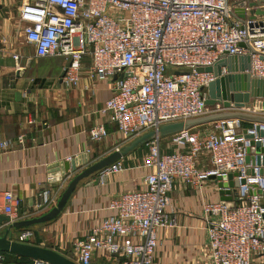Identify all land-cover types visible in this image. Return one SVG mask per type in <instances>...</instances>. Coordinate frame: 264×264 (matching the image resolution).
<instances>
[{
	"label": "built area",
	"instance_id": "built-area-1",
	"mask_svg": "<svg viewBox=\"0 0 264 264\" xmlns=\"http://www.w3.org/2000/svg\"><path fill=\"white\" fill-rule=\"evenodd\" d=\"M258 1L22 0L19 12L27 23L24 40L36 57L67 61L64 88L75 87L82 72L91 82L111 81L112 94L101 112L127 142L162 125L206 116L205 89L215 78L196 69L212 67L223 56H248L247 73L264 80V0ZM257 101L239 112L264 117V99ZM241 124L230 119L203 132L185 129L170 136L172 153H161L160 138L147 141L143 188L109 200L106 216L76 243L77 264H91L95 257L154 264L158 232L175 227L169 193L176 185L201 189L210 180L231 197L203 205L210 264H264V176L245 162L247 141L236 137ZM107 135L102 125L88 131L92 142ZM202 159L208 167H199ZM123 170L118 161L100 171L99 181ZM59 183L57 192H41L40 209L56 204ZM18 206L11 191L0 190V213L11 218ZM29 237V232L21 235L22 241Z\"/></svg>",
	"mask_w": 264,
	"mask_h": 264
},
{
	"label": "crops",
	"instance_id": "crops-1",
	"mask_svg": "<svg viewBox=\"0 0 264 264\" xmlns=\"http://www.w3.org/2000/svg\"><path fill=\"white\" fill-rule=\"evenodd\" d=\"M6 5V0H0V145H5L0 147V190L11 191L19 199V206L9 218L10 222H17L37 218L52 208H39L40 194L59 189V181H48L51 176L62 181V191L58 192L61 195L74 177L64 171V162L72 160L82 170L132 140L126 142L109 115L101 112L112 94L111 81L91 82L82 72L75 87L64 88L61 79L67 61L56 56L36 57L32 45L21 40L27 23L20 19V7L11 12ZM13 55L19 57L17 62ZM86 66L87 62H83ZM235 113L240 112L232 107L220 115ZM211 116L215 115L186 121L187 130H210L211 122L204 120ZM241 121V129L251 127ZM99 125L105 127L108 135L100 142H92L88 131ZM159 145L161 153L176 150L170 137L160 138ZM142 150L148 151L146 144L121 158L124 170L108 175L103 182L99 181L100 172L81 181L55 220L11 230L8 239L22 243L21 235L29 232L28 244L53 250L77 263L76 243L106 216L104 208L109 200L143 188L142 179L149 170L142 167L147 154ZM208 166L206 160L199 162L200 168ZM169 198L168 212L175 219V227L158 232L154 264H210L205 224L208 217L203 205L220 201L215 182L210 180L201 189L176 185ZM1 216L7 217L0 213ZM7 226L0 222V236ZM5 254H0V264L33 263ZM91 264L119 263L95 257Z\"/></svg>",
	"mask_w": 264,
	"mask_h": 264
},
{
	"label": "water",
	"instance_id": "water-1",
	"mask_svg": "<svg viewBox=\"0 0 264 264\" xmlns=\"http://www.w3.org/2000/svg\"><path fill=\"white\" fill-rule=\"evenodd\" d=\"M260 0L257 5H259ZM249 6H254L249 3ZM240 17H244L242 11L238 12ZM222 69H225L226 74H222ZM250 69V58L223 56L216 64L208 68H197L196 72L212 73L215 80L211 82L205 89L207 106L216 104L222 105L224 108L233 106L236 109L250 105L251 99H264V80L254 79L247 73ZM63 76V74H62ZM116 77H114V80ZM121 79V76L118 77ZM230 119L244 120L251 124L248 129H241L240 134L236 137L247 141L245 149V162L252 167L258 169V174L264 176V129L261 125L264 124V117L248 116L243 113L222 114L211 116L204 122L224 121ZM186 122H177L162 125L158 131L145 133L133 139L127 146L118 148L107 156L97 160L93 164L78 170L74 161L64 162L63 169L65 172H71L74 177L68 182L67 186L59 196L56 204L43 215L30 220L10 222L7 217H0V222H5L8 226L3 235L0 236V251L10 253L20 258L30 259L33 261L39 260L48 264H77L59 253L38 246H33L27 243V240L19 243L8 239L11 230H19L30 226L45 224L55 220L64 209L67 201L75 190L76 186L84 179L100 172L104 168L120 161L125 155L129 154L138 147L146 144L147 141L157 138H166L175 135L187 129ZM241 146L242 144L239 143ZM253 174V170L251 171ZM51 177V176H50ZM51 183L60 181L51 177ZM231 179V175L228 176ZM220 180V179H218ZM243 183V181H242ZM232 185V184H230ZM221 188L222 185L218 184ZM223 187H226L224 184ZM229 191L220 190V200L223 202L231 201ZM226 195V196H225Z\"/></svg>",
	"mask_w": 264,
	"mask_h": 264
},
{
	"label": "rangeland",
	"instance_id": "rangeland-1",
	"mask_svg": "<svg viewBox=\"0 0 264 264\" xmlns=\"http://www.w3.org/2000/svg\"><path fill=\"white\" fill-rule=\"evenodd\" d=\"M4 1V0H3ZM231 3L235 2L236 0H229ZM8 8L10 9L11 12L16 11L18 7H21L22 5V0H6ZM21 40L24 42V37L22 35ZM255 99H251L250 100V104H252V106L255 107L256 101L259 100L258 98L253 101ZM258 102V101H257ZM233 106H231L230 108H232ZM209 108V113L206 116L209 115H220L224 110H229V108H224L222 105L220 104H216V105H212V106H208ZM234 108V107H233ZM205 117V116H204ZM215 122V121H214ZM213 123V122H211ZM129 143H127L125 146H127ZM148 149V148H147ZM144 152V154H146L148 151L147 150H142ZM73 177V176H72ZM72 179V178H70ZM67 186V185H66Z\"/></svg>",
	"mask_w": 264,
	"mask_h": 264
},
{
	"label": "trees",
	"instance_id": "trees-1",
	"mask_svg": "<svg viewBox=\"0 0 264 264\" xmlns=\"http://www.w3.org/2000/svg\"><path fill=\"white\" fill-rule=\"evenodd\" d=\"M0 254H2V256H3V255H4V256H6V255H7V254H5V253H0ZM2 256H1V257H2Z\"/></svg>",
	"mask_w": 264,
	"mask_h": 264
},
{
	"label": "bare ground",
	"instance_id": "bare-ground-1",
	"mask_svg": "<svg viewBox=\"0 0 264 264\" xmlns=\"http://www.w3.org/2000/svg\"><path fill=\"white\" fill-rule=\"evenodd\" d=\"M259 99H261V98H259ZM259 102V101H258Z\"/></svg>",
	"mask_w": 264,
	"mask_h": 264
}]
</instances>
